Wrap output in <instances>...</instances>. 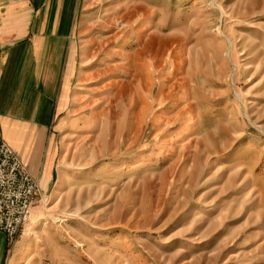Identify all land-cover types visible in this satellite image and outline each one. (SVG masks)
Instances as JSON below:
<instances>
[{
  "label": "rangeland",
  "instance_id": "1",
  "mask_svg": "<svg viewBox=\"0 0 264 264\" xmlns=\"http://www.w3.org/2000/svg\"><path fill=\"white\" fill-rule=\"evenodd\" d=\"M79 4L16 264H264V0Z\"/></svg>",
  "mask_w": 264,
  "mask_h": 264
},
{
  "label": "crops",
  "instance_id": "2",
  "mask_svg": "<svg viewBox=\"0 0 264 264\" xmlns=\"http://www.w3.org/2000/svg\"><path fill=\"white\" fill-rule=\"evenodd\" d=\"M79 3L0 0V138L46 184L50 174L42 163L53 157L48 130L66 106L74 75L70 39ZM17 253L12 258L0 233V264H16L24 251Z\"/></svg>",
  "mask_w": 264,
  "mask_h": 264
},
{
  "label": "built area",
  "instance_id": "3",
  "mask_svg": "<svg viewBox=\"0 0 264 264\" xmlns=\"http://www.w3.org/2000/svg\"><path fill=\"white\" fill-rule=\"evenodd\" d=\"M35 181L0 141V231L14 237L34 204Z\"/></svg>",
  "mask_w": 264,
  "mask_h": 264
},
{
  "label": "bare ground",
  "instance_id": "4",
  "mask_svg": "<svg viewBox=\"0 0 264 264\" xmlns=\"http://www.w3.org/2000/svg\"><path fill=\"white\" fill-rule=\"evenodd\" d=\"M31 218V217H30Z\"/></svg>",
  "mask_w": 264,
  "mask_h": 264
}]
</instances>
